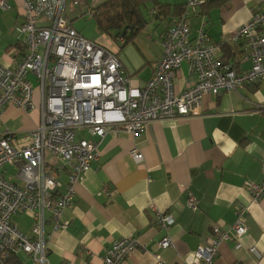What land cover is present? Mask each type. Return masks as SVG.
<instances>
[{"label": "crops", "instance_id": "obj_1", "mask_svg": "<svg viewBox=\"0 0 264 264\" xmlns=\"http://www.w3.org/2000/svg\"><path fill=\"white\" fill-rule=\"evenodd\" d=\"M0 7V63L13 66L23 52L16 41L14 26L22 21V0H4ZM106 0H83L65 5L72 27L81 35L78 23L93 21L97 37L87 39L117 53L132 86H142L152 75L161 53V40L170 21L182 10L185 0H135L146 19L144 28L119 44L100 31L93 14ZM253 10H264V0H203L189 19V36L194 39L203 28L206 42L219 45L221 57L236 71L250 66L241 58L243 45L234 41L236 28L247 21ZM83 36V35H82ZM84 37V36H83ZM17 49L15 56L13 51ZM196 81V75L183 63L173 79L180 92ZM201 114L175 120L151 121L143 132L132 135L110 131L102 138L98 158L74 185V199L62 214L65 229L54 230L45 224L47 257L50 264H101L103 250L121 238L130 237L136 245L120 264H185L184 260L203 244L211 227L229 228L243 209L247 232L241 246L231 241L219 244L212 264H264V197L253 200L244 186L261 180L264 159V78L236 91H221L217 96H202ZM38 111L6 105L0 113V131L8 130L20 140L38 122ZM78 137L94 139L85 130ZM139 149L143 159L129 154ZM12 166H6V176ZM62 183L66 174L60 176ZM106 185L110 196L101 192ZM63 188V187H62ZM62 188L60 190H62ZM189 196L197 200L195 210L187 206ZM169 213L174 222L166 230L158 213ZM30 234L29 214H15ZM48 217V214H47ZM168 235L171 246L162 249L159 241ZM251 246L260 252L256 258ZM19 259L30 264L25 254Z\"/></svg>", "mask_w": 264, "mask_h": 264}, {"label": "built area", "instance_id": "obj_2", "mask_svg": "<svg viewBox=\"0 0 264 264\" xmlns=\"http://www.w3.org/2000/svg\"><path fill=\"white\" fill-rule=\"evenodd\" d=\"M66 1L22 0V21L14 31L24 50L13 66L0 63V113L12 105L37 110L39 115L36 126L20 140L8 130L0 131V264H26L20 254L27 255L30 264H50L45 224L51 220L54 230L68 226V220H62L63 211L73 202L74 185L97 160L107 132L136 135L151 121L200 115L204 94L236 91L264 78V10H253L232 35L234 41L242 42L241 58L250 62L248 68L236 71L219 54V45L206 42L203 28L190 39L189 19L203 0H185L161 40L152 75L142 86H132L116 52L72 27ZM82 2L72 0V5ZM0 7H7L4 0ZM118 42L123 44V38ZM13 53L17 56V49ZM183 63L196 81L176 92L173 79ZM35 85L37 104L33 100ZM80 129L94 139L78 137ZM129 154L137 162L143 159L137 148ZM6 166L13 167L12 177L6 176ZM64 173L63 184L60 176ZM261 175L259 182L244 186L255 201L264 197V159ZM101 192L111 195L106 185ZM187 206L195 210L197 200L189 196ZM20 213L32 217L30 234L12 222V216ZM242 214L241 208L229 228L213 225L206 241L184 263L212 264L219 244L228 240L239 248L240 237L247 232ZM156 220L166 230L174 222L169 213L159 212ZM135 245L130 237L113 242L103 250L101 264H120ZM171 245L168 235L159 241L162 249ZM249 251L261 257L255 246ZM155 264L170 263L157 259Z\"/></svg>", "mask_w": 264, "mask_h": 264}, {"label": "trees", "instance_id": "obj_3", "mask_svg": "<svg viewBox=\"0 0 264 264\" xmlns=\"http://www.w3.org/2000/svg\"><path fill=\"white\" fill-rule=\"evenodd\" d=\"M93 17L99 30L115 40L119 37L125 38V41L130 40L146 24L135 0H106L95 8ZM127 27L128 31L123 33Z\"/></svg>", "mask_w": 264, "mask_h": 264}, {"label": "rangeland", "instance_id": "obj_4", "mask_svg": "<svg viewBox=\"0 0 264 264\" xmlns=\"http://www.w3.org/2000/svg\"><path fill=\"white\" fill-rule=\"evenodd\" d=\"M66 2H67V4H69L70 3V0H67ZM87 20L85 22H83L84 20L81 19L79 21V23H78V27L75 26V28L80 29L81 32H83L82 35L84 37L89 38L87 36L88 33L93 34L92 35L93 36L92 38L97 37L96 27L94 26L93 21H90L89 23H87ZM140 33H143V34L144 33H150L151 34L152 33V29H150V28H144ZM33 100H34L35 104H37V85L34 86ZM13 174H14V171L10 168L9 175H13ZM12 222L13 223L17 222L18 224H20V226L22 225V222H21L20 218L19 217H16V216L12 217Z\"/></svg>", "mask_w": 264, "mask_h": 264}, {"label": "water", "instance_id": "obj_5", "mask_svg": "<svg viewBox=\"0 0 264 264\" xmlns=\"http://www.w3.org/2000/svg\"><path fill=\"white\" fill-rule=\"evenodd\" d=\"M126 31H128V27L123 30V33H125Z\"/></svg>", "mask_w": 264, "mask_h": 264}]
</instances>
